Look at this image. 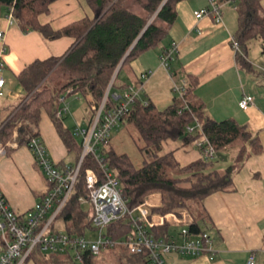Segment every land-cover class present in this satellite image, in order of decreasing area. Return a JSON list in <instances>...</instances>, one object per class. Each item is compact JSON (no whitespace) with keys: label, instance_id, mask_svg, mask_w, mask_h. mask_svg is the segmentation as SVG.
<instances>
[{"label":"trees","instance_id":"trees-1","mask_svg":"<svg viewBox=\"0 0 264 264\" xmlns=\"http://www.w3.org/2000/svg\"><path fill=\"white\" fill-rule=\"evenodd\" d=\"M54 1L0 0V19L6 12L13 10L14 19L21 31L36 30L49 39L69 36L75 40L66 54L37 59L16 76L25 95L19 105L9 109L4 120L0 121V144L6 146V154L13 152L16 147L28 146L33 137H40V123L46 113L66 147L70 151H78L77 160L71 163L76 164L84 149V138L79 143L76 140L79 135L76 129L64 128L63 118L57 116L63 107L62 98L66 101L71 95L84 96L92 113V121L103 103L105 112L119 106L130 87L122 81L123 72L135 58L157 47L167 37L165 25L175 22L177 5L181 0H136L141 7L139 11L126 4L128 0H88L94 16L85 17L59 30H54L50 24H43L40 20V15L48 13ZM262 1L239 0L237 7L240 23L235 36L243 54L253 40L259 39L264 44ZM243 54L237 52L240 64L252 67ZM186 80V91L174 97L167 107L159 109L155 103L137 98L122 117L120 122L134 124L144 141V146L140 148L144 156L141 166H136L128 154L109 147V141L98 146L97 150L107 167L119 177L130 209L145 204L151 195L160 194L161 204L151 207L150 215L186 214L190 232L198 234L211 229L204 221L206 198L218 191L234 190V171L246 157L248 148L249 156L258 154L262 152V143L258 136L232 118L223 121L211 118L206 113L205 103L196 92L197 80L192 75L186 76ZM122 89L126 91L118 96L115 92ZM197 123L201 125L203 134L198 129L195 132L188 131V126H196ZM204 137L208 142L200 148L197 141L204 140ZM170 141L196 147L203 155L208 144L214 147L217 154L223 153L226 156L230 149H236L237 157L226 168L220 167L224 158L219 159L218 156L210 161L200 159L181 165L174 151L166 150V144ZM9 142H14L15 147L7 145ZM56 164L66 165L65 161ZM90 168L98 175L99 183L105 181L102 163L95 154L87 155L62 213L65 220V228L62 230L71 234L90 236L89 232L95 230L92 207L86 211L83 208L85 203L80 200L90 194L86 186V171ZM170 225L166 222L154 226L152 232L156 237L168 238L172 234ZM56 230L61 229L56 227ZM132 231L131 217L125 215L110 223L105 229V235L118 241ZM109 262L149 264V252L133 253L123 244L108 245L98 255L85 252L82 263L76 260L71 249L65 252H45L37 247L24 264Z\"/></svg>","mask_w":264,"mask_h":264},{"label":"crops","instance_id":"crops-1","mask_svg":"<svg viewBox=\"0 0 264 264\" xmlns=\"http://www.w3.org/2000/svg\"><path fill=\"white\" fill-rule=\"evenodd\" d=\"M211 2L181 0L177 5L175 22L165 25L168 34L163 41L166 42L163 44L162 41L160 48L158 45L135 58L124 71L122 81L135 87L143 84L139 98L161 108L180 96L174 85L181 84L186 76L192 75L197 80L196 92L211 118L217 121L232 118L246 126L262 143V152L249 156L248 148L246 157L234 171L236 188L213 193L204 201V221L212 229L208 232L215 239V255L211 258L208 254L192 257L170 253L165 256L166 264H247L251 254L255 255L256 264H264V72L261 70L264 68V44L258 45L253 52L247 48L244 55L252 67L241 65L230 42L231 35H235L239 29V0H213L223 5L221 22L215 21L211 15L198 19L195 12L211 7ZM262 5L264 8V0ZM92 15L94 13L88 0H56L50 5L48 13L40 15V20L59 30ZM0 31L4 32L0 50L6 48L2 73L6 78L4 97L7 95V98L0 99V112L5 113L19 105L25 95L16 76L37 59L66 54L75 40L69 36L49 39L36 30L23 32L15 20H9L7 12L0 19ZM174 44L176 51L168 70L161 66V55ZM150 70L154 74L143 79L142 73ZM124 91L126 89L115 93L120 96ZM142 92L144 97L141 96ZM246 94L252 95L255 100L249 109L244 110L239 102ZM78 116L75 120L80 124L86 122L88 126L91 125V112ZM64 128L70 127L64 123ZM40 137L55 162L65 161L69 164L65 160L67 147L61 142L63 140L46 113L40 123ZM166 150L174 151L181 165L204 157L198 148L182 146L178 141L167 143ZM226 157L224 163L228 166L236 160V149H230ZM0 190L21 214L27 213L45 196L48 183L35 165L28 146L16 147L10 154L0 155ZM161 200L160 194H153L146 204L150 209L160 205ZM170 226V232L177 235L173 232L174 225ZM175 227L178 231L179 227ZM2 244L4 240L0 231V246Z\"/></svg>","mask_w":264,"mask_h":264},{"label":"built area","instance_id":"built-area-1","mask_svg":"<svg viewBox=\"0 0 264 264\" xmlns=\"http://www.w3.org/2000/svg\"><path fill=\"white\" fill-rule=\"evenodd\" d=\"M222 6V4H216L212 0L211 7L199 9L195 12V15L198 19L211 15L215 21L221 22L223 20ZM7 17L11 22L15 20L13 10L7 13ZM3 39L4 32L0 31V40ZM230 42L236 53L243 54L235 35H231ZM175 51L176 44L162 53V67L170 69ZM5 53L6 48L2 47L0 50V97L5 94L6 78L2 73L5 65L3 61ZM261 70L264 72V68ZM153 74V70L146 71L142 73V78L148 79ZM142 89L143 84L140 87L130 86L129 91L125 93V99L119 106L105 112L103 103L89 128L79 126L75 128L76 132L84 138V149L76 164L58 166L50 157L42 138L38 136L31 139L28 144L29 149L34 157L35 165L46 177L49 190L24 215L18 213L10 205L8 199L0 190V231L4 240V244L0 246V264H24L27 257L37 247L45 252H65L67 249H71L74 251L76 260L82 263L84 262L85 252L98 255L104 247L115 244L126 245L133 253L148 251L149 264H166L165 256L170 253L192 257L208 254L211 258L215 255L213 235L208 231L198 234L191 233L189 226L186 224V216L180 217L175 213L158 216L150 215V209L146 203L130 209L128 200L123 194V186L119 177L107 167L104 158L98 153V146L109 141L112 129L120 123L135 99L139 98ZM174 89L182 95L187 89V80H183L181 84H175ZM62 100L65 102L64 98ZM254 100L252 95L246 94L240 100L239 105L242 109L247 110L254 103ZM69 111L66 103L57 112V116L62 119ZM187 129L189 132H195L198 129L203 134V129L199 123L196 126L190 125ZM205 142H208L206 137H204V140H198L197 146L201 148ZM7 145L15 147L16 144L9 142ZM6 153V146L0 144V155ZM89 154H95L105 169V181L103 183H99V177L93 169H87L86 186L90 194L80 198L82 202H88L92 206V222L95 226L94 231L98 233L97 238L56 230L55 225L79 179L82 163ZM203 156L204 160L210 161L217 157V153L214 147L208 144ZM125 215L131 217L133 231L123 240H111L105 235L106 227ZM166 222L180 226L178 234L172 233L168 238L156 237L152 232V227L164 225ZM247 264H256L254 254L250 255Z\"/></svg>","mask_w":264,"mask_h":264},{"label":"rangeland","instance_id":"rangeland-1","mask_svg":"<svg viewBox=\"0 0 264 264\" xmlns=\"http://www.w3.org/2000/svg\"><path fill=\"white\" fill-rule=\"evenodd\" d=\"M126 4L130 5L136 11L141 10V7L138 6V4L136 3V0H128L126 2ZM165 42H166V40L163 41L162 43L164 44ZM260 44H262V42L259 39L253 40L252 42H250L248 45L249 52H253V50L255 51V49ZM161 46H162V44L158 48H160ZM261 56L262 55H260L259 57H261ZM123 74H124V72H123ZM12 92H14V91H12ZM175 93H177V92H175ZM141 96L144 97L143 92L141 93ZM6 98H7V95H6V97H4V96L0 97V99H6ZM66 103H67L70 111L68 114H65L63 116L64 123L68 124L71 130H74L78 126L81 128H88L89 126H88V124H86V122L80 124L79 121L75 120V118L79 117L78 114L82 115V113H85V112L90 113L91 112L87 99L80 94H76V95L69 96L67 98V100L63 103V105ZM163 108H165V107H161V108L159 107V109H163ZM7 113H8V111L5 113L0 112V121L4 120ZM76 140L79 143H81L83 141V136L77 135ZM61 142L63 143V141H61ZM108 145H109V147H111L112 149L116 150L119 153L128 154L133 159L136 166H141L143 164L144 156L141 153L140 148L142 146H144V141L142 140L141 135H140L139 131L137 130V128L135 127L134 124H130V123H126V122H120L117 126H115L112 129V135H111V138L109 140ZM47 150H48V153L50 154V150L48 149V147H47ZM66 150L68 152L66 154V157H65L66 162L69 164L73 163V162L75 163V161L77 160L78 151L77 150L70 151L68 148ZM219 165L221 168L227 167V163H220ZM91 207H92L91 204H89L88 202L83 205V208L86 211H90ZM185 215H183V216H185ZM183 216H180V217H183ZM55 225H56V227L60 228L61 230L65 228L64 227L65 226V220H64L63 214L56 220ZM178 227H180V226H178ZM173 229H175L173 232H176V233L179 232V230L176 231L178 228L175 227V225L173 226ZM212 233H213V231H212ZM89 235L92 238L98 237V233H96V231H90ZM112 261L113 260H111V262ZM111 262H109L108 264H112Z\"/></svg>","mask_w":264,"mask_h":264},{"label":"water","instance_id":"water-1","mask_svg":"<svg viewBox=\"0 0 264 264\" xmlns=\"http://www.w3.org/2000/svg\"><path fill=\"white\" fill-rule=\"evenodd\" d=\"M217 156L219 157V159H223L224 158L225 160H227L226 155H224L223 153H218Z\"/></svg>","mask_w":264,"mask_h":264}]
</instances>
